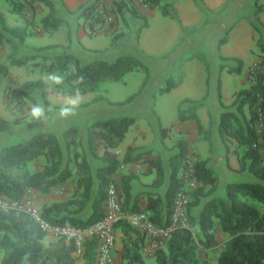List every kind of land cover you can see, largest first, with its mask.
<instances>
[{"label":"trees","instance_id":"obj_1","mask_svg":"<svg viewBox=\"0 0 264 264\" xmlns=\"http://www.w3.org/2000/svg\"><path fill=\"white\" fill-rule=\"evenodd\" d=\"M33 3L36 0H28ZM50 8L51 13L44 17L48 23L55 10L53 0H41ZM151 8H158L163 15L179 20L177 8L170 2L163 0H143ZM100 0L85 5L81 15L87 20L92 19ZM15 8L22 10L23 2L13 0ZM115 9L127 18L143 19L147 25V17L139 7L130 0H116ZM264 12V4L255 2V16ZM252 25L262 37V31L255 20ZM0 25L23 40L26 28L7 26V18L0 11ZM228 35L220 40L225 42ZM115 39V38H114ZM261 39V38H260ZM115 42V40L113 41ZM261 59L250 71L251 83L241 89L233 104L244 114V107L248 105L250 117L244 123L234 111L225 110L221 115L219 134L229 149L230 140L234 139L239 148H243L240 157L242 170H249L264 181V43H259ZM194 56V55H193ZM36 56L25 58L11 57L10 62L15 65H26ZM44 60L36 64L42 72L57 73L64 77L62 85H53V90L59 94H75L97 91L101 84L122 80L125 75L135 71H143L145 77L138 91L119 103H129L141 94L148 85L152 70L142 59L133 54H122L114 60L96 59L84 63L74 53L64 52L54 57H42ZM222 59H227L225 56ZM238 66L226 67L230 73H241L243 59L236 58ZM8 69L0 65V76L7 75ZM83 78L80 80V78ZM79 81V82H78ZM49 83L45 79H30L22 83L21 88L13 91L11 99L18 97L31 98L34 93L45 94ZM222 81L219 80L218 96L222 106L228 108L223 101L221 90ZM177 86L173 78L168 80L167 86L161 87L160 92H170ZM98 100V99H97ZM181 120L194 119L199 130L203 124L196 110L180 111ZM136 119L130 116H115L108 119H97L89 126L88 135H82L80 127H68L63 133V139L51 130L41 129L26 139L9 143L0 151V195H3L21 206L31 188H37L43 193L63 184L76 175V190L74 195L64 201H57L44 205L42 216L53 223L89 226L105 215V202L108 186L114 180L113 175L123 163L138 160L132 157L133 147H129L123 160L113 151L124 140L126 134ZM162 137L167 136L168 127L160 123ZM179 152L171 157L172 175L166 198L154 192H147V210L150 218L158 225L170 223L174 213L175 198L183 186L181 165L188 155L189 143L181 138L177 141ZM104 148L102 158L107 162L105 167L97 170L99 189L93 197L94 174L88 159V153L98 157V150ZM240 150V149H239ZM39 165L33 170L29 165ZM152 168H156L158 177L156 185L164 182L165 171L159 159H151ZM196 173L200 185L192 193L189 204L190 227L174 231L172 237L164 247L155 249V264H213L198 254L200 247L214 249L221 246L217 264H264V183L251 181L230 182L226 186L225 195L216 192L219 186V175L209 164V158L199 159L196 162ZM132 175H125L121 184V199L123 208L128 212L140 211L137 196L131 204ZM123 196V197H122ZM92 206V213L87 219L78 217V214ZM202 205L199 216L194 215V209ZM123 232V248L121 250L125 264H147L142 248L146 234L130 223L123 221L117 225ZM220 231L228 235L221 242L218 238ZM47 234L33 219L28 209L24 207L0 209V250L4 251L1 264H77V256L72 242L58 239L45 244ZM96 240L87 243L82 264H95Z\"/></svg>","mask_w":264,"mask_h":264},{"label":"crops","instance_id":"obj_2","mask_svg":"<svg viewBox=\"0 0 264 264\" xmlns=\"http://www.w3.org/2000/svg\"><path fill=\"white\" fill-rule=\"evenodd\" d=\"M21 1L24 5L22 10H19L17 7L15 8L13 0H0V11L4 12L6 15L7 26L10 28H26L27 33L25 38L21 40L20 37L13 34L9 28L0 25V65H4L8 69V74L1 75V77L16 76L15 78H19L23 82L30 79H40L41 77L34 78L28 76L27 72L31 71L33 67L30 65V62L36 58H41L44 60L42 58L44 56L54 57L64 52L77 54L84 63H88L96 59L114 60L122 54H133L125 52V50L122 49L123 46L120 43H117L116 41L113 42L115 40L114 36L117 33L127 31H139V48L141 49L143 55H145L149 60L152 58H157L158 61L153 62V64L144 60V62L148 64L153 70V76L145 90L133 101L129 103H119L126 100L135 92L115 94V87H111L112 85L108 84L120 83L119 85H123V87H125V75V77L120 81L105 82L101 84L97 91L80 93L82 103L80 104L77 114L74 117H69L68 119H61L58 114L60 125L54 129H51L52 131L56 132L62 140H64L63 133L70 126L76 125L80 127L81 134L87 136L89 132V126L97 119H108L115 116L134 117L136 121L131 126L130 130L126 134V137L118 147L113 149V151L118 154L120 160L124 159L128 153L129 147L134 148V150L131 152V156L139 157L138 160L123 163L119 170L113 175V181L117 184L121 194L123 191L120 186L123 182V177L125 175L133 176L131 180V204H133L137 196H141V198L138 200L140 211H148V200L145 196L147 192L158 193L164 199L166 198V193L171 183L172 175L171 157L179 152V147L177 146V142L176 145L172 143V145L168 147L172 140L170 141L169 139V141H167L166 138L164 139L166 143H164L161 139L159 143L154 142L155 136L157 138L161 136L160 123L165 127L171 128L169 133L173 139L180 137L179 139L184 138L188 141L189 151L187 156L196 152L197 155L198 153L201 154L203 158L207 156V158L211 157V141L206 139L200 133L199 126L194 119L181 120L179 118V112L181 110H196L203 126L205 127H208L211 121H215L217 124L216 139H222L219 134V125L223 110L219 109L217 102L216 104H213L214 98L210 97V84L213 76L212 67L210 64H208V61L204 62L202 58H198L196 60L193 59L192 61L180 64L178 59L182 55V52H180L177 57L172 55L169 57L167 56L171 54L175 47L183 43L185 29L187 28V20L185 18V5L182 3H185L189 0L166 1L172 3L177 8L179 20L172 18L171 16L164 15L170 18L166 25V29L168 32H171V38L165 43V46L160 47L158 50H152L151 48L147 47L145 42L146 34L150 31V29L153 28V17L158 15L157 11L142 12L147 17V26H144L145 21L143 19L128 18V23L122 21L117 26L111 28L110 26L105 27V25L103 26L92 23L91 20H86L81 15L83 7L85 5L92 4L96 0H53L55 2V10L52 14V17L49 19V22L45 24L43 21L44 17L51 13V8L45 2L41 0H36L33 3H30L28 0ZM204 1L207 7L213 10L221 8L227 2V0ZM263 13L264 12H262L260 17L264 22ZM249 32L252 33L251 29H249ZM96 51H104L108 54L106 53L103 56L94 57L93 55ZM12 56L17 58L36 56V58L30 60L28 64L20 66L10 62ZM241 59L246 61L245 57H242ZM39 61L40 60L36 61V63ZM217 65L218 73L216 75V83L219 84V69L221 66L219 64ZM175 68H180V72L184 74L183 79L179 78V80H176L173 78V69ZM39 72H42L40 68ZM158 78L159 82L157 83L156 80ZM170 78L175 80L177 86L170 92L162 93L160 90L157 91V89H159L158 84L165 85L166 81H168ZM143 80L144 78L142 81ZM142 81H140L141 85L143 83ZM197 83L198 85H196ZM101 93L102 95H99ZM74 95L75 94L56 95V104L61 106L66 97ZM153 95L155 96L152 97ZM165 95H177L176 105L178 107V113L170 125L166 124L164 116L159 110L160 99ZM4 100V90L0 89V117L3 119L1 121L6 125V121L4 120H13L14 115H12V113H10L11 115L9 114V110L5 107ZM101 111L102 113H100ZM155 115L158 119V128L155 130V134H153L151 129L152 127L149 125L150 120H148V116ZM80 116L81 118L88 119L87 122H81L79 118ZM11 141L12 140L9 139L4 144V146ZM4 146H2V148ZM104 151V148L101 147L98 150V157L88 153V159L92 166L95 180L93 186V197L97 195L99 189L97 170L98 168L105 167L107 165V162L102 158ZM151 159H159L163 164L165 178L163 184L161 185H156L158 173L156 168H152L150 164ZM199 159L202 158L197 157V160ZM40 166L41 165H39V167ZM75 181L76 175H74L67 182L53 187L51 191L46 194L37 188H31L29 189L25 200L30 199L29 204H32L38 209H42L44 205L51 204L53 202L67 200L75 193ZM91 213L92 206L90 205L86 210L78 214V217L87 219ZM123 235V232L120 229H117V242L111 264H125V260L123 259L121 253L123 248ZM57 240L58 239H56L54 236L47 235L45 237V244L49 245L51 242ZM155 248L156 244L148 235H146V239L142 248V252L144 253L145 257L147 258V253H154ZM152 258L153 256L150 257V259ZM83 261L84 259L82 258L79 264H82Z\"/></svg>","mask_w":264,"mask_h":264},{"label":"rangeland","instance_id":"obj_3","mask_svg":"<svg viewBox=\"0 0 264 264\" xmlns=\"http://www.w3.org/2000/svg\"><path fill=\"white\" fill-rule=\"evenodd\" d=\"M115 1L113 0V5H115ZM131 3L137 7H139L140 11H151L158 12V15L153 17V28L146 34V45L152 50H158L160 47L165 46V43L169 41L171 38V32H168L166 29V25L169 22V17L161 14L158 8H151L149 5L144 3L143 0H130ZM167 0H163L166 2ZM181 1V0H180ZM259 1V0H258ZM189 2V3H187ZM185 3V18L187 28L185 29V37H183V43L175 47L171 54L167 55L177 57L180 52L182 55L178 59L180 64H184L186 62L192 61L193 59H203L204 62L208 61L210 66L212 67V81L210 84V97H213V104L218 103L220 110H231L236 112L245 123L246 118L250 117V110L248 105L244 107L245 116L237 109V105H234L233 102L237 97L238 92L249 86L251 77L250 71L256 67V64L261 59V49L259 46L260 40L264 43V22L261 20L260 14L259 19L255 16V2L256 0H227V2L219 9L213 10L205 4L204 0H189ZM259 2L264 3V0H260ZM116 22L110 25L111 28L117 26L120 22L124 21L128 23V18H133L128 15L127 18H124L118 9H115ZM264 14V13H263ZM252 20H255L259 25L262 31L261 34L255 30L252 25ZM144 26H147L144 24ZM109 27V26H105ZM251 29L252 33L249 32ZM132 33V34H130ZM140 32H120L117 33L115 37V41L120 43L123 47L122 49L125 52L133 53L135 56L140 59L151 62H157V58L148 59L145 55H143L141 49L139 48V38ZM129 35V36H127ZM227 38L225 42L220 44V40L225 37ZM261 38V39H260ZM183 50V51H181ZM94 57L103 56L107 52L104 51H96L94 52ZM103 53V54H102ZM108 54V53H107ZM194 55V56H193ZM225 56L227 59H222L221 57ZM38 57V56H37ZM245 57L246 61L243 59V68L241 73H230L227 71L228 66L236 67L238 66V61L236 58ZM33 60V59H32ZM44 61L41 58H36L35 60L30 62L32 65L31 71H28V76L34 78H45L46 72H39V65H36V61ZM160 60V59H159ZM225 64L226 67L224 69H219L220 76L219 80L222 81L221 90L223 94V101L228 108L222 106L221 101L218 96V86L216 83L217 78L216 75L218 73V65ZM148 65V64H147ZM149 66V65H148ZM150 67V66H149ZM151 68V67H150ZM152 70V69H151ZM173 78L176 80L183 79L184 74L180 72V68L173 69ZM233 74V75H232ZM231 75V76H229ZM153 76V70L151 73V78ZM228 76V77H227ZM16 76H0V89L4 90L5 97V107L9 110V114L12 113L13 120H4L6 121V125L1 121L3 120L0 117V151L2 150V146L11 139L12 142L18 141L20 139H26L32 136L37 130L42 128L51 130L52 128H56L59 124V108L58 104H56L55 97L59 95V93L53 91V87L49 84L45 94L40 92L34 93L31 98L28 97H18V103L16 105L13 104V100L11 99V94L13 91H17L21 88V83L23 82L21 79L15 78ZM145 77V73L143 71H135L128 73L126 75V86L119 85L120 83H108L111 84V87H115V94H123L125 92H136L141 87L140 81ZM163 77V76H162ZM226 77V78H225ZM150 78V81H151ZM225 78V79H224ZM149 81V82H150ZM225 81V83H224ZM143 82V81H142ZM159 82V78L156 80ZM166 84H158L160 90L161 86H167ZM195 84V82H194ZM198 85V83L196 84ZM121 88V91H120ZM192 88V87H189ZM99 95H102L99 94ZM153 95L152 97H154ZM177 95L173 96H163L159 102V110L160 113L164 116L167 125H170L173 120L176 118L178 113V107L176 105ZM153 100V99H152ZM42 104L46 107H49L51 110L46 113L47 119L37 120L30 116L31 105L33 104ZM215 107V106H214ZM102 113V111L100 112ZM11 115V114H10ZM148 120H150L149 125L152 127L153 134H155V130L158 128V119L157 116H148ZM81 122L86 123L88 119L79 117ZM203 130L200 133L209 141H211V157H209V164L215 170V172L219 175V186L217 190L218 195H225L226 186L230 182L236 181H251V182H262L264 181L258 178L255 174L250 172L249 170H242L240 164V157L242 155L243 148L238 147V143L236 140L232 139L229 142V149L224 144L223 140H217V124L215 121H211L208 127L203 126ZM171 128H168L167 136L161 138H157L155 136L154 142L159 143L160 139L163 140L164 143L166 141L172 140V142L168 145H176V142L180 138H175L170 135ZM52 131V130H51ZM8 134V135H7ZM9 138V139H8ZM163 138V139H162ZM169 143V142H168ZM9 142L6 144L8 145ZM5 145V146H6ZM4 146V147H5ZM240 149V150H239ZM190 157L194 159L196 162L197 157L203 156L201 154L194 152L191 155L187 156L186 159ZM196 157V158H195ZM186 159L182 162L181 165V176L185 170V162ZM38 164H31L30 168L34 169ZM200 185V184H199ZM195 191V190H194ZM192 196V195H191ZM192 198V197H191ZM30 199H27L29 201ZM27 207H33L32 204H27ZM202 205L196 207L194 209V215L199 216ZM38 209V208H36ZM42 212V209H38ZM128 212V211H127ZM51 236V235H48ZM56 238V237H55ZM218 238L221 242L228 238V235L223 231H220L218 234ZM58 239V238H56ZM166 243L159 244L155 249L160 247H164ZM221 251V246H218L214 249H204L200 247L198 249V254L202 258L208 259L211 263L217 264L218 257ZM4 255V251L0 250V264L2 261V257ZM147 264H155L154 253H147ZM150 259V257H152ZM77 264H79L81 257L77 258Z\"/></svg>","mask_w":264,"mask_h":264},{"label":"built area","instance_id":"obj_4","mask_svg":"<svg viewBox=\"0 0 264 264\" xmlns=\"http://www.w3.org/2000/svg\"><path fill=\"white\" fill-rule=\"evenodd\" d=\"M92 19L96 24L103 26H110L115 23L116 15L113 0H100ZM17 103L18 100L13 98V104L16 105ZM181 177L183 186L175 198L172 220L169 224L163 226L151 220L149 211L141 210L132 213L125 211L121 192L114 181L108 186L104 217L85 227L50 222L42 216V213L38 209L27 207V204H29L27 200H24L21 206L18 202L0 195V209L8 210L16 207L28 209L33 219L47 235L72 242L75 248L74 254L77 257L84 255L87 243L90 240H96L95 264H111L117 242V225L120 222L126 221L140 229L152 239L156 246L166 243L172 237L175 230L190 227L188 208L191 195L200 184L194 159L190 157L186 159L185 170Z\"/></svg>","mask_w":264,"mask_h":264},{"label":"clouds","instance_id":"obj_5","mask_svg":"<svg viewBox=\"0 0 264 264\" xmlns=\"http://www.w3.org/2000/svg\"><path fill=\"white\" fill-rule=\"evenodd\" d=\"M83 78L81 77L80 80ZM46 82L53 85H62L64 83V77L57 73H49L45 77ZM79 82V81H78ZM82 103L79 90L77 89L74 96H68L65 98L63 104L59 108V117L61 119H68L74 117ZM49 107L42 104L31 105L30 116L37 120L47 119L46 113L50 111Z\"/></svg>","mask_w":264,"mask_h":264}]
</instances>
